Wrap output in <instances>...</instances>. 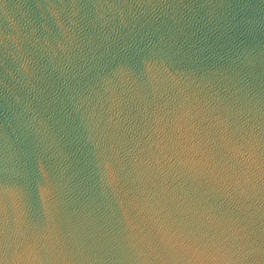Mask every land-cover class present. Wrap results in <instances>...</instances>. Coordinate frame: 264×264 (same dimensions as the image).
<instances>
[{"label":"water","instance_id":"1","mask_svg":"<svg viewBox=\"0 0 264 264\" xmlns=\"http://www.w3.org/2000/svg\"><path fill=\"white\" fill-rule=\"evenodd\" d=\"M0 264H264V0H0Z\"/></svg>","mask_w":264,"mask_h":264}]
</instances>
